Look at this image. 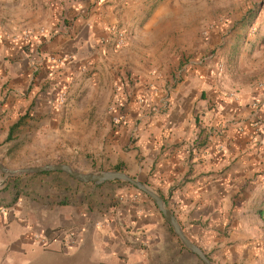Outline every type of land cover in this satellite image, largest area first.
Masks as SVG:
<instances>
[{"label":"crops","instance_id":"0c3cea01","mask_svg":"<svg viewBox=\"0 0 264 264\" xmlns=\"http://www.w3.org/2000/svg\"><path fill=\"white\" fill-rule=\"evenodd\" d=\"M193 5L0 0V162L120 167L212 264H264V73L222 55L235 23L226 44L205 22L196 44L218 51L187 59ZM61 173L0 172V264H204L146 194Z\"/></svg>","mask_w":264,"mask_h":264},{"label":"rangeland","instance_id":"374dc122","mask_svg":"<svg viewBox=\"0 0 264 264\" xmlns=\"http://www.w3.org/2000/svg\"><path fill=\"white\" fill-rule=\"evenodd\" d=\"M200 1L201 0H194L195 5H193L192 18L194 27L197 29V31H194L193 34V45L181 50L182 53L188 55L187 59L193 57V55L199 51H205L204 55L214 54L218 51L217 46H210L209 49H205L204 47L196 44V40L199 36H201L200 28L205 22L208 21L207 23L210 25L214 23V25H217V27L220 26L219 24H225V26H227V29L218 31L220 34L219 38L221 41H226V44H231L233 42V27L241 25V31L238 34L239 43L236 41V45L233 46L232 44L231 48L225 47L222 55L224 58H227V54H229V52L232 55H240L242 59V65L240 66V69L237 70V66L232 70H244L245 72L254 74L255 76L263 74L264 65H262V63L264 60V42H262L261 39L264 37V0H202L203 3H206V6H202ZM257 5H259V11L256 13L257 15L248 21L250 10L255 8ZM220 16H222V18H219ZM243 19L247 20L244 24H242ZM229 23L235 24L234 26H229ZM218 45L220 47L222 46V44ZM259 60L262 61L259 62ZM256 61L259 63L257 66H255L256 63H254ZM61 175L65 176L66 174L61 173ZM65 178L67 181L74 182V179H70V177ZM119 185L136 189L128 183Z\"/></svg>","mask_w":264,"mask_h":264},{"label":"water","instance_id":"95a60500","mask_svg":"<svg viewBox=\"0 0 264 264\" xmlns=\"http://www.w3.org/2000/svg\"><path fill=\"white\" fill-rule=\"evenodd\" d=\"M45 171H61L64 172L66 175L70 176L71 178L83 183L91 182L94 184H101L104 182L118 180L132 185L139 191L146 194L154 202L157 209L161 212L165 221L170 225L173 232L177 235L179 241L185 248L194 253L204 264H212V262L203 252V250L185 235L177 218L175 217L171 209L165 205V202L163 201L162 197L148 184L138 180L137 178L127 174L122 170L114 169L83 172L71 167L66 163L46 164L35 167L10 169L5 167L0 162V172L6 177L19 175L22 173H36Z\"/></svg>","mask_w":264,"mask_h":264},{"label":"built area","instance_id":"2783aa9c","mask_svg":"<svg viewBox=\"0 0 264 264\" xmlns=\"http://www.w3.org/2000/svg\"><path fill=\"white\" fill-rule=\"evenodd\" d=\"M112 32H113V35H114V38H115V44L117 46H121L124 44V41H125V35H124V32L120 29H112ZM218 68L219 70L222 69V64H219L218 65ZM259 86H262L261 83H259ZM64 99H65V93L62 92L60 95H59V98H58V102L59 104H62L64 102ZM121 119V116H113L112 117V120L114 122H118L119 120ZM34 239L37 240L40 244H44L46 241L45 239L43 238V236L41 234H38V233H35L34 234Z\"/></svg>","mask_w":264,"mask_h":264},{"label":"trees","instance_id":"16d2710c","mask_svg":"<svg viewBox=\"0 0 264 264\" xmlns=\"http://www.w3.org/2000/svg\"><path fill=\"white\" fill-rule=\"evenodd\" d=\"M257 11H259V5H257L255 8H253L252 10H250V12H249V17H248V21L251 20L252 17H255V15H257V14H256ZM246 21H247V20H244V19H243V23H242V24L246 23ZM261 41L264 42V37L261 39ZM24 117H25L24 115L21 116V117L19 118V120H18L15 124H13V126L10 127L9 135L11 134L12 130H13L16 126L19 125L20 121H21L22 118H24ZM117 169H118V170H121L120 167H117ZM46 173H47V172H46ZM111 182H112V183H118V184H126L125 182L118 181V180H116V181H111ZM170 230H171L172 233H174V232L172 231V229H170Z\"/></svg>","mask_w":264,"mask_h":264}]
</instances>
